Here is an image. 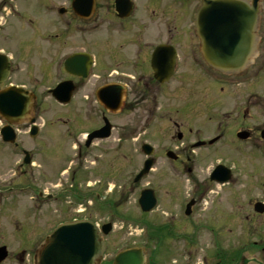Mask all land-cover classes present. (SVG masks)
Here are the masks:
<instances>
[{
	"label": "flooded vegetation",
	"instance_id": "flooded-vegetation-1",
	"mask_svg": "<svg viewBox=\"0 0 264 264\" xmlns=\"http://www.w3.org/2000/svg\"><path fill=\"white\" fill-rule=\"evenodd\" d=\"M203 1L0 0V46H4L0 54L10 60V71L0 90L21 88L29 93L31 99L30 110L13 123L16 142L4 143L0 136V149L18 157V163L22 156H26L30 164H21L19 169L34 166L35 155L42 150L26 149L20 134L27 135L32 143L38 140L37 144L43 145L46 138L43 126L39 124L42 103L54 101L51 91L62 84L65 87L61 96L68 97L69 104L58 107L67 109V115H55L54 119L66 128V133L72 138L71 155L76 156L75 160L70 159L71 156L63 158L66 168L54 176L48 168L52 170L57 162L46 154L49 155L45 159L48 164L43 163L45 171L39 172L38 176L40 179L55 177V183L53 185L48 180L46 183L50 187L37 185L38 205L34 222L23 226L52 230L59 223L91 221L86 203L92 198V193L90 184L83 180L89 150L97 142L106 143L114 138L134 147L139 142L140 124L146 128L159 119L163 130H170V125L175 128V138L184 142L182 147L186 144L185 151L197 145L195 165L200 166L207 155L217 156L218 151L227 146L233 151L231 160H241L250 167L253 187L235 193L248 198L249 207L243 214L244 221L250 225L248 233L259 227L264 216V211L259 213L262 207L257 206L264 205V122L256 119L264 117V95L252 93L254 85L251 83L264 76V0H231L242 3L248 21L245 32L248 52L253 54L244 72L236 76L221 75L202 60L193 22ZM16 56L18 63L15 62ZM68 59H71L69 71H65ZM168 70L172 72L168 79L159 81L156 78L158 73H161L158 74L161 78H167ZM116 99L119 104L115 111V107L101 104ZM142 106L145 118L144 114L139 115V107ZM92 111L97 119L96 125L92 124V128L78 138L82 124L90 122ZM183 113L199 119L198 126L193 128L195 130L187 131L186 117L180 115ZM173 115L181 116L180 122L172 121ZM119 119L127 122L119 125ZM105 121L110 124L109 137L87 143V135L101 129ZM32 127H36L34 137ZM53 140L52 134L48 145H53ZM144 144L148 145L142 142L140 148ZM166 151L169 148L162 154ZM204 154L206 156L200 158L199 155ZM177 157L174 164L180 158ZM231 160L215 157L214 162L207 165L212 167L217 161L230 171L225 184H215L221 178L213 179L208 172L199 179L201 184L194 186L196 192L201 191V195L203 192L214 193L215 188L222 190L242 182L234 172L238 165ZM189 163L190 159L185 158L179 164L186 167ZM64 171L66 181L70 183L59 188L57 181ZM150 189L159 205L160 195L155 189ZM67 196L74 197L79 205L84 204L83 211L75 213L73 207L67 216L70 218L50 225L52 212H44L43 207L58 205V201ZM94 199L98 201V194L94 193ZM189 200L194 202L195 208L198 201ZM61 213H64L63 209ZM97 224L101 229L105 223ZM258 238V241L251 240L248 246L264 245V237ZM103 240L106 248L99 264H106L108 246ZM261 252L264 253V246Z\"/></svg>",
	"mask_w": 264,
	"mask_h": 264
},
{
	"label": "rangeland",
	"instance_id": "rangeland-1",
	"mask_svg": "<svg viewBox=\"0 0 264 264\" xmlns=\"http://www.w3.org/2000/svg\"><path fill=\"white\" fill-rule=\"evenodd\" d=\"M1 46L0 49L4 47ZM17 58L16 56V63ZM251 84L254 85L251 87L252 93L264 95V76ZM42 105L39 124L43 126L46 138L44 142L41 140L43 145L37 144L38 140L32 143L27 135L20 134L21 143L26 149L42 150V153L35 155L34 166L17 171L14 164L18 157L12 156L6 149H0V246H5L8 251V258L3 264H34L33 256L39 248L37 245L48 234V230L29 229V225H23L34 222V210L38 205L35 194L37 185L50 187L46 183L48 180H51L53 185L55 183V177L40 179L38 173L45 171L43 163L48 164L45 159L49 158V155L57 162L52 170L48 168L54 176L66 168L63 158H75L71 155L74 145L72 138L66 133V128L54 119L55 115H67V109L57 107L53 101H46ZM139 110V115L144 114L145 118L143 106L139 107ZM180 115L186 117L184 123L187 131L198 126L199 119L194 115ZM90 116V122L82 124L84 126H81L78 138L92 128V124L96 125L97 119L93 111ZM181 116L173 115L172 121L180 122ZM256 121L264 122V117H258ZM118 122L120 125L121 122L127 121L119 119ZM163 129L159 119H156L146 128L140 124L139 145L133 147L114 138L106 143L97 142V145L89 150L83 177V180L90 184L92 193V198L86 203L89 205V218L99 224H113L112 231L105 237L108 245L106 260H111L123 249L138 247L142 248L147 259L150 262L154 260L155 264H264V253L261 252L264 245L248 246L251 240L258 241L257 237H264V216L259 227L248 233L250 225L244 221L243 215L249 207L248 198L235 193L253 187L250 167L241 160H231L233 151L227 146L220 149L217 156L199 155L200 158L206 156V159L200 166L195 165L196 150L185 151L186 144L182 147L181 143L184 142L176 140V130L172 125L170 130ZM52 134L55 142L53 140V145H48ZM194 134L191 135L192 140ZM142 142L154 147L155 163L145 178L138 184H133V178L145 160L140 152ZM166 148L180 157L178 162L173 164L165 158L162 152ZM215 157L236 163L238 167L234 172L242 182L222 190L215 188L213 194L203 192L201 195V191L200 194L197 193L194 186L200 185L199 179L213 170L216 164L210 166L211 168L207 165L214 162ZM185 158H189L190 163L183 167L179 163ZM63 178H66L65 171L57 181L59 188H65L70 183L64 180L62 184L60 179ZM192 180L195 182L191 183ZM147 187L155 189L157 195H160V204L152 213L142 214L137 199L141 190ZM20 188L25 190L21 191ZM94 193L99 196L97 202L94 200ZM191 198L198 203L193 208L192 215L185 217L184 208ZM78 202L74 197L67 196L58 201V205L43 207L44 212H52L53 217L52 220L49 217V224L70 218L67 216L73 207L75 213H81L84 204L79 205ZM62 209L64 213H61ZM110 209L114 210L115 214H112Z\"/></svg>",
	"mask_w": 264,
	"mask_h": 264
},
{
	"label": "water",
	"instance_id": "water-1",
	"mask_svg": "<svg viewBox=\"0 0 264 264\" xmlns=\"http://www.w3.org/2000/svg\"><path fill=\"white\" fill-rule=\"evenodd\" d=\"M194 25L200 40L202 57L209 67L225 75L238 74L245 68L252 53L248 52V38L245 35L248 21L242 4L230 0H206L196 14ZM8 69L7 59L0 57V84L4 81ZM60 87L62 86L57 88ZM58 89L54 91L56 96L59 94ZM20 94L21 91L17 89L0 92V116L4 120L13 122L28 112L30 100L22 99ZM59 102L66 104L68 100ZM107 104L117 106L118 101ZM106 130L107 128H104L91 134L89 141L94 138H105ZM3 134L6 137L5 141H14V135L9 127ZM142 151L147 156L152 154V149L146 145L142 147ZM167 157L175 159L172 153H167ZM151 165L152 161L147 160L135 181L145 175ZM219 172L216 170L214 174L218 175ZM139 205L143 212L155 208L156 201L151 191L145 190L141 193ZM108 231L109 226L103 228L104 234ZM102 253L103 243L94 226L89 222L72 223L60 226L54 232L41 252L38 263L98 264ZM6 257V249L0 248V264ZM113 264H143V253L139 249L126 250L115 257Z\"/></svg>",
	"mask_w": 264,
	"mask_h": 264
}]
</instances>
